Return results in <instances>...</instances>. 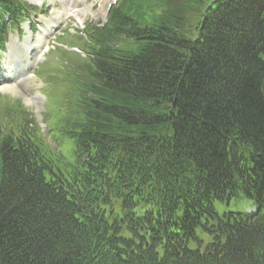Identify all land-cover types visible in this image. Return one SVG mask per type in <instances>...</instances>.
Here are the masks:
<instances>
[{
    "label": "trees",
    "instance_id": "16d2710c",
    "mask_svg": "<svg viewBox=\"0 0 264 264\" xmlns=\"http://www.w3.org/2000/svg\"><path fill=\"white\" fill-rule=\"evenodd\" d=\"M149 9L120 10L134 52L87 62L109 90H75L49 122L74 165L5 158L0 264H264V0Z\"/></svg>",
    "mask_w": 264,
    "mask_h": 264
},
{
    "label": "rangeland",
    "instance_id": "374dc122",
    "mask_svg": "<svg viewBox=\"0 0 264 264\" xmlns=\"http://www.w3.org/2000/svg\"><path fill=\"white\" fill-rule=\"evenodd\" d=\"M190 23H192V21H190ZM34 119L41 125V127L44 129L45 125L42 122V117L40 115V111H35L34 113ZM44 135L45 137L50 141V137L48 136V134L46 133V131H44ZM55 148V147H53ZM246 208V205L243 201H238V202H234L231 206V208L229 210H233V211H244ZM221 210L223 211V209L221 208Z\"/></svg>",
    "mask_w": 264,
    "mask_h": 264
}]
</instances>
